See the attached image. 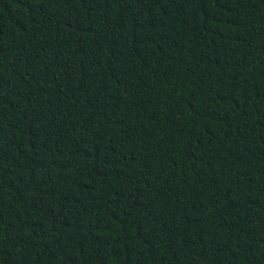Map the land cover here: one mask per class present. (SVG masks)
<instances>
[{
  "label": "trees",
  "instance_id": "trees-1",
  "mask_svg": "<svg viewBox=\"0 0 264 264\" xmlns=\"http://www.w3.org/2000/svg\"><path fill=\"white\" fill-rule=\"evenodd\" d=\"M0 264H264V0H0Z\"/></svg>",
  "mask_w": 264,
  "mask_h": 264
}]
</instances>
